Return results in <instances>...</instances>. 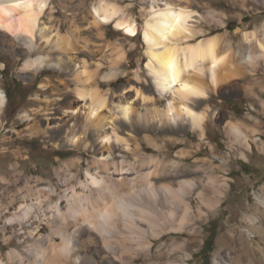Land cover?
<instances>
[{
  "label": "bare ground",
  "instance_id": "1",
  "mask_svg": "<svg viewBox=\"0 0 264 264\" xmlns=\"http://www.w3.org/2000/svg\"><path fill=\"white\" fill-rule=\"evenodd\" d=\"M142 1L147 13L143 38L149 77L141 81L136 73L135 81L142 86L129 84L117 91L102 83L118 73L124 45L109 40L104 25L115 22L118 31L122 28L130 36L138 28L136 20L128 18L117 4L99 0L89 11L90 18L74 16L63 31L52 0H0V47L11 40L13 50L23 52L21 72L52 68L60 72L61 84L72 86V91L54 89L42 105L26 112L27 130L44 133L39 121L59 120L63 124L56 133L65 144L80 146L86 141V149L93 153L85 178L80 177V163L66 160L56 168L58 186L27 183L20 192L0 199V233L5 235L10 229L20 243L32 239L26 245V257L13 248L6 262L0 258V264H138L141 253L154 257L155 238L192 223L195 192L208 197L201 179L177 168L166 170L168 161L155 156L128 158L129 152L137 150L132 135L154 132L162 124L170 129L187 124L203 138L206 115L193 105L219 88L218 69L226 60L218 49L217 36L191 42L198 33L191 22L197 12L182 0ZM258 43L264 65V43ZM96 55L99 60H91ZM253 58L244 56L247 61ZM107 67L111 72L102 74ZM51 84L44 79L39 86L47 90ZM132 91L134 99L127 94ZM6 98L0 88V112ZM230 129L236 138L248 140L238 126ZM117 151L122 153L119 160ZM174 166L178 164L173 162ZM202 168L198 166L195 174ZM176 178L179 182L174 185ZM58 189L62 192L53 200ZM214 191L212 199L217 202L222 189L214 187ZM258 202L254 214L246 217V233H239V248L233 250L229 264H264V245H253L254 235L264 241V197ZM41 215L48 216L49 231L37 236ZM231 236L226 234L228 240Z\"/></svg>",
  "mask_w": 264,
  "mask_h": 264
},
{
  "label": "rangeland",
  "instance_id": "2",
  "mask_svg": "<svg viewBox=\"0 0 264 264\" xmlns=\"http://www.w3.org/2000/svg\"><path fill=\"white\" fill-rule=\"evenodd\" d=\"M97 1L52 0L51 6L57 24H61L65 31L74 16L79 19L87 15L90 18L89 11ZM110 1L117 4L128 18L136 20L138 28L135 36H130L122 28L118 31L115 22L103 24L108 39L118 40L124 45V57L117 69L118 73L108 77L109 80L102 83V87L110 85L112 90L119 91L129 84L142 86L135 80L136 73L142 76L141 81L149 77L143 38L147 14L142 8L144 3L142 0ZM181 2L197 12L193 17L195 21L191 22L198 33L191 42L215 35L218 37V49L226 54L225 62L218 69L219 88L210 93L208 98L193 105L206 115L205 138L187 124L175 129L162 124L154 132L144 131L132 135V146H136L137 150L135 153L129 152L128 158L155 156L168 161L166 170L177 168L179 172H188L201 179L205 183L204 193L208 197H201L195 192L192 199L196 217L192 223L183 230H172L155 238L151 251L154 257H144L141 253L137 263L202 264L207 254L202 249L209 232L213 231L210 264H229V257L239 248V233H246V217L254 214L259 197H264V65L258 43H264V1ZM246 54L253 55L254 60H245ZM99 56L91 60L97 61ZM24 59L23 52L13 50L11 40L5 41V45L0 47V88L11 94L0 112V199L4 200L11 193L20 192V188H26L27 183H52L58 186L56 168L66 160L75 159L80 163V177L85 178L86 166L93 157L92 151L85 147L86 141L80 146L64 143L61 135L56 133L59 125L63 124L59 120L53 119L49 124L39 121L45 129L44 133L30 134L27 130L29 120L24 117L26 112L31 113L34 108L42 105V100L53 93L54 89L72 91V86L61 84L60 72L52 68H38L31 73L21 72ZM106 72L111 70L107 67L102 74ZM44 79L52 81L47 90L39 86ZM127 94L135 98L134 91ZM71 96L75 98L73 93ZM231 125L238 126L248 140L243 136L236 138L230 131ZM90 142L97 144L93 138H90ZM116 156L118 160L121 159V151H117ZM173 162L178 166L172 167ZM200 165L203 168L197 175L196 168ZM178 182L177 178L173 180L174 185ZM214 187L222 189L217 202L213 200L216 196ZM59 192L62 191L58 189L53 200L58 199ZM256 214L259 215V212ZM48 220L47 215H41L37 236L49 231ZM8 230L5 235L0 233V258L6 262L7 253L13 248L26 257L28 253L25 248L32 239L20 243L16 232ZM228 232L232 234L229 240L226 238ZM59 240L56 237V241ZM253 241L254 246L264 245L260 236L254 235ZM158 253L162 257L156 256Z\"/></svg>",
  "mask_w": 264,
  "mask_h": 264
},
{
  "label": "trees",
  "instance_id": "3",
  "mask_svg": "<svg viewBox=\"0 0 264 264\" xmlns=\"http://www.w3.org/2000/svg\"><path fill=\"white\" fill-rule=\"evenodd\" d=\"M5 94H6L7 99L9 100L11 98V94L9 93V91L5 90ZM213 238H214V232L210 231L205 241V245L202 249L203 253L204 252L207 253L206 256L203 258L202 264H210L209 253L213 249Z\"/></svg>",
  "mask_w": 264,
  "mask_h": 264
}]
</instances>
